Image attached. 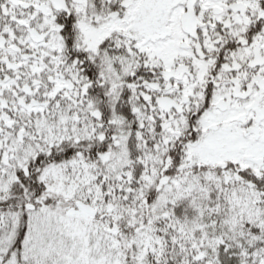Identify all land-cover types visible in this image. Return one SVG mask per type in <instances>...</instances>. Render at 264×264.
I'll use <instances>...</instances> for the list:
<instances>
[{
    "label": "snow or ice",
    "instance_id": "obj_1",
    "mask_svg": "<svg viewBox=\"0 0 264 264\" xmlns=\"http://www.w3.org/2000/svg\"><path fill=\"white\" fill-rule=\"evenodd\" d=\"M0 264H264V0H0Z\"/></svg>",
    "mask_w": 264,
    "mask_h": 264
}]
</instances>
